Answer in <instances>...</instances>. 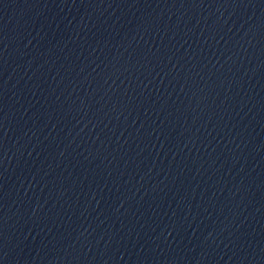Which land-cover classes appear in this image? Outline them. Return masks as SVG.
<instances>
[{"label":"water","instance_id":"1","mask_svg":"<svg viewBox=\"0 0 264 264\" xmlns=\"http://www.w3.org/2000/svg\"><path fill=\"white\" fill-rule=\"evenodd\" d=\"M0 264H264V0H0Z\"/></svg>","mask_w":264,"mask_h":264}]
</instances>
